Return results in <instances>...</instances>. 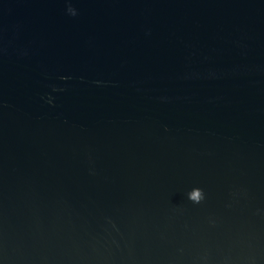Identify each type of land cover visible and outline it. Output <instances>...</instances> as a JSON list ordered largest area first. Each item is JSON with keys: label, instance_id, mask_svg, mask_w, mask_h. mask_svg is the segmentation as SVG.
<instances>
[{"label": "water", "instance_id": "95a60500", "mask_svg": "<svg viewBox=\"0 0 264 264\" xmlns=\"http://www.w3.org/2000/svg\"><path fill=\"white\" fill-rule=\"evenodd\" d=\"M0 264H264V0H0Z\"/></svg>", "mask_w": 264, "mask_h": 264}, {"label": "clouds", "instance_id": "9594fccd", "mask_svg": "<svg viewBox=\"0 0 264 264\" xmlns=\"http://www.w3.org/2000/svg\"><path fill=\"white\" fill-rule=\"evenodd\" d=\"M74 14V12H73ZM191 191H196L198 193V195L193 198L191 195ZM187 199L190 200L193 203H200L201 201H203L205 199V194L202 188L198 187V186H193L187 193H186Z\"/></svg>", "mask_w": 264, "mask_h": 264}]
</instances>
